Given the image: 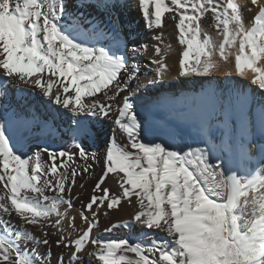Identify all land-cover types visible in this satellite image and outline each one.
Masks as SVG:
<instances>
[{
	"label": "snow or ice",
	"instance_id": "6c2138e0",
	"mask_svg": "<svg viewBox=\"0 0 264 264\" xmlns=\"http://www.w3.org/2000/svg\"><path fill=\"white\" fill-rule=\"evenodd\" d=\"M136 2L149 29L163 27L166 13L178 21V41L186 46L178 62L180 76H211L220 61L233 55L240 77L247 76L246 70L255 74L251 83L258 86L259 100L237 92L220 102L199 128L202 135H211L215 127L220 151L235 153L237 161L224 159L211 144L178 146L148 139L135 103L146 85L136 82L138 66L129 56V52L141 56L148 45L129 49L127 40L121 39L123 29L115 13L129 6L124 0H0V92L7 95L8 85L17 81L39 89L70 114L65 134L77 150L45 148L44 160L41 150L28 154L23 144L13 143L9 117L0 122V264H46L38 246L50 245L54 234L59 237L56 246L71 252L68 264H81V254L89 246L88 256L97 264H264V143L257 145L255 157L252 154L257 133L264 137V67L258 66L264 61V3L250 0L259 11L246 23L251 11L247 0ZM209 13L221 29L219 45L207 33L201 39V20ZM85 24L90 25L86 40L81 39ZM153 47L150 63L156 67L148 84L165 79L170 71L166 63L170 46L162 49L158 42ZM130 82H136L135 87ZM117 98L114 123L130 143L112 140L102 156L90 154L85 143L100 136L90 118L112 116L113 104L103 101ZM57 131L48 129L49 134ZM77 158L103 163L93 194L79 213L86 224L83 229L75 216H69L73 208L69 193L92 164L81 167ZM241 162L249 165L243 171ZM109 178L119 193L107 186ZM133 197L138 210L131 220L113 223L104 231L139 226L142 231H159L162 239L144 245L93 236L102 209L108 216V210L119 208L122 201L132 205ZM13 214L23 225L37 227L41 235L14 228ZM49 228L55 233L45 231ZM71 233H77L74 239ZM57 264H64L62 253Z\"/></svg>",
	"mask_w": 264,
	"mask_h": 264
},
{
	"label": "bare ground",
	"instance_id": "6f19581e",
	"mask_svg": "<svg viewBox=\"0 0 264 264\" xmlns=\"http://www.w3.org/2000/svg\"><path fill=\"white\" fill-rule=\"evenodd\" d=\"M124 2L129 6L117 10L115 13L119 17V24L123 29L121 39L127 40L129 49L133 45H148L146 53L141 56L129 52L131 63L133 66H138L139 80L136 82L146 85L138 92L139 98L135 100V103L138 106V117L143 121L144 131L148 134V139H156L157 142L166 141L169 144L178 146L187 144L208 148L211 144L217 148L224 159L237 161L238 157L235 153L220 151L219 131L215 127L211 135H202L199 128L201 124L216 113L220 102L227 101L237 92L246 93L250 100H259L261 96L260 92L257 91L258 86L251 83V78L255 74L250 70H246L247 76L240 77L235 69L233 55L229 57L227 62L220 61L219 70L211 76H180L178 62L186 46L179 44L178 28L176 27L178 21L170 18L173 13L165 14L163 27L149 29L136 0H124ZM237 2L241 3L243 0H237ZM247 2L251 11L246 13V23L253 21L254 16L259 11L257 7L250 4V0H247ZM261 3H264V0H261ZM87 15L88 13L85 11V16ZM215 23L210 13L202 18L201 39L204 38V33H207L219 45L223 41V36L221 29L215 27ZM89 28L90 25L85 24V34L81 39H88L87 32ZM157 37L160 38L159 41ZM158 42L161 44L162 49L170 46L166 57V63L169 65L170 71L165 79H157L155 84H148V80L152 79L156 67L150 63V58L154 55L153 46ZM231 51L235 53L237 48H232ZM214 58L219 60L218 56ZM258 66L264 67V61H261ZM228 72H231V75H228ZM136 82L130 83L135 87ZM103 102L113 104L114 114L108 118H90L95 120V127L99 130L100 136L99 139L85 143V148L90 154L95 153L100 156L103 155L106 145L112 140L121 145L130 143L127 135L114 123L119 98L115 101ZM167 103L177 104V108L165 107ZM5 116L11 119L14 127L13 143L17 146L23 144L25 146L24 150L28 154L41 150L42 158L47 160V156L43 153L45 148L52 151L68 150L76 153L75 145L71 142L69 136L65 134L70 114L60 106L55 105L54 101H50L48 97L43 96L39 89H34L31 85L20 81H17L15 86L9 84L7 95L0 92V122L3 121ZM213 125H215V121H213ZM53 127L59 129V131L55 134H49L48 129ZM201 140L206 142H201ZM261 143H264V137H260L257 133L252 142L254 157L257 152V145ZM211 159L213 162L218 163L215 160V155L211 156ZM252 162L254 163V160ZM75 163L81 167L88 163L92 164V169L89 172L77 177L76 185L69 193L73 202V208L69 210V216H75L76 225L83 229L86 228V224L81 220L79 213L93 194L92 189L102 174L103 163L102 161H86L80 158H77ZM248 166L241 162L240 170L243 171ZM80 184H84V187H79ZM106 184L113 194L119 193L120 190L113 179H107ZM132 200V205L122 201L119 208L108 210V216L103 215L105 210L102 209L98 217L99 225L93 230V236L102 241L127 239L130 243L142 242L144 245L149 244L153 238L162 239L163 234L159 231H142L139 226L116 228L110 232L104 231L113 223H123L131 220L135 211L138 210L135 197ZM85 215H88V213H85ZM11 219L14 228L22 227L24 231H31L36 236L41 235L37 227L23 225L15 214ZM45 231L55 233L56 230L49 228ZM76 235L77 233H71V238L74 239ZM58 238V234L51 235L49 237L50 245L38 246L39 255L47 257L46 264H57V258L61 253L64 256V264H68L71 252L63 246H56L55 240ZM27 247L31 249L32 245L28 244ZM91 250L89 246L81 254L84 257L81 264H97L95 258H89L88 256V252Z\"/></svg>",
	"mask_w": 264,
	"mask_h": 264
},
{
	"label": "rangeland",
	"instance_id": "374dc122",
	"mask_svg": "<svg viewBox=\"0 0 264 264\" xmlns=\"http://www.w3.org/2000/svg\"><path fill=\"white\" fill-rule=\"evenodd\" d=\"M185 88V87H184ZM186 89V88H185ZM188 91V90H187ZM180 102V100L178 101V103ZM165 103H166V101H165ZM179 105V104H178ZM165 107H168V108H170V109H176L177 108V104H172V103H167V104H165Z\"/></svg>",
	"mask_w": 264,
	"mask_h": 264
}]
</instances>
